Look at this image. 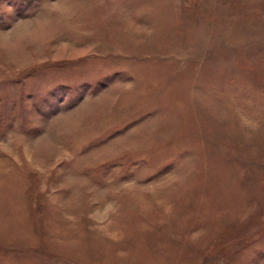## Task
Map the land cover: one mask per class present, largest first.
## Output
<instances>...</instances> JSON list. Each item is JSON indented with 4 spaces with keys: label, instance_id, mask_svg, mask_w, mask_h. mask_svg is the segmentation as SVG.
Returning a JSON list of instances; mask_svg holds the SVG:
<instances>
[{
    "label": "rangeland",
    "instance_id": "374dc122",
    "mask_svg": "<svg viewBox=\"0 0 264 264\" xmlns=\"http://www.w3.org/2000/svg\"><path fill=\"white\" fill-rule=\"evenodd\" d=\"M0 264H264V0H0Z\"/></svg>",
    "mask_w": 264,
    "mask_h": 264
}]
</instances>
